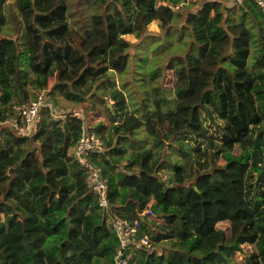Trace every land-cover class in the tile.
I'll return each instance as SVG.
<instances>
[{
    "label": "trees",
    "instance_id": "1",
    "mask_svg": "<svg viewBox=\"0 0 264 264\" xmlns=\"http://www.w3.org/2000/svg\"><path fill=\"white\" fill-rule=\"evenodd\" d=\"M224 1L172 16L178 43L167 33L164 48L182 54L163 76L136 72V100L113 78L127 70L125 37L160 45L147 31L158 3L186 0H92L84 33L68 23L72 0H0V237L19 263L113 264L111 216L139 221L137 238L148 240L130 264H264V15L254 0L235 12ZM166 74L186 96L174 106ZM49 80L52 106L20 132L17 107L42 99ZM55 93L85 116L97 102L109 126L71 123ZM130 113L150 146L141 126L122 123ZM82 129L103 144L85 159L101 171L109 214L73 155Z\"/></svg>",
    "mask_w": 264,
    "mask_h": 264
},
{
    "label": "rangeland",
    "instance_id": "2",
    "mask_svg": "<svg viewBox=\"0 0 264 264\" xmlns=\"http://www.w3.org/2000/svg\"><path fill=\"white\" fill-rule=\"evenodd\" d=\"M74 1V5L69 8L68 10V23L73 28L79 30L81 33H84L89 28V19L92 13L94 12V8L92 5V0H72ZM242 0H225L222 4L224 7L231 9L232 11H236L237 8L241 5ZM200 6L199 0H186L185 4L180 7V4L176 8H169L165 4L158 3L157 5V11L159 14V21L156 23H151L147 27L148 35L149 36H155L158 37V40L153 41L157 42L160 41V45H151L150 47L147 45L144 41H137L131 36L125 37V40H127L131 47L127 50L128 55V62L126 60L127 64V70L123 77H119V75L114 72L113 78L115 80V85L117 88L120 89L121 84L123 82L128 83L129 92L127 95H131L132 98L135 97L133 95V88H134V75L137 72V76L135 75V79L137 81L138 78L143 79L146 77L149 78V75L156 71L157 73H161L163 76L164 67L166 64L172 60L174 61L175 57L180 56L182 53L178 52L176 49L169 48L166 49L169 43L170 38L166 37L164 38V35L169 33L172 38V44L176 45L178 43V38L176 36H173V32L178 28L175 18V21H172L171 18L174 14H179V19L181 20L183 18L184 10L188 11H195L197 7ZM179 26V25H178ZM0 36H2L0 34ZM148 36V37H149ZM161 46V47H160ZM166 46V48H164ZM164 49L166 51H164ZM156 51V52H154ZM183 57V56H182ZM142 58L141 63H138V59ZM138 63V64H137ZM137 64V68H136ZM128 73V74H127ZM170 78L169 74H166V79L164 80L165 87L167 89L164 93V96L167 99H170L173 103V106L175 102H179L180 96L184 99L186 96H184L181 86H176L173 83V86L171 88H168L169 85L167 84L168 79ZM158 82H162V80L158 79ZM54 83V80H49L46 84V88L44 89V92L40 95L42 97L44 106H52L50 99L47 97V95L50 92V89ZM142 85V83H139ZM176 91L178 93H176ZM151 94V93H150ZM54 98L56 100L57 106L60 110V112L69 118L71 115V123H82V128L88 129V123L89 126L92 127V125L96 122L102 123L104 125L109 126V123L111 122V116L105 115L103 106L99 105L97 102H95L92 106L94 107V110L92 108L87 107V111L89 114L85 116L83 112L81 111L80 106H74L71 103L66 102L62 98L58 96L57 93L54 94ZM136 98V97H135ZM135 100V99H134ZM136 100H139V98H136ZM135 100V101H136ZM137 103V101H136ZM110 104V102H109ZM128 109L130 108L129 102L127 103ZM130 111V110H129ZM85 113V112H84ZM73 117V118H72ZM122 123H126L130 125L131 127H140L139 133L141 139L145 140V142H148L147 146L149 145V135L150 132L146 127H143L141 121L139 118H137L134 114L130 113L127 116H124L122 119ZM38 144L40 142H37ZM172 157H176L178 161H181V157L178 155L173 154ZM121 163H125V161H122ZM36 168L34 167V172ZM37 171V170H36ZM174 174V179L177 181L179 180V175L176 172H172ZM167 245H161L157 248L158 252H162L164 249H167ZM0 264H21L18 262L17 258L14 256L13 252H11L8 248V246L4 243V240L2 237H0Z\"/></svg>",
    "mask_w": 264,
    "mask_h": 264
},
{
    "label": "built area",
    "instance_id": "3",
    "mask_svg": "<svg viewBox=\"0 0 264 264\" xmlns=\"http://www.w3.org/2000/svg\"><path fill=\"white\" fill-rule=\"evenodd\" d=\"M254 2L264 15V0H254ZM42 107H44V103L41 98L17 107V114L23 123V126L19 129L20 132H27L32 123H38L39 112ZM82 130L78 143L73 150V155L79 166L88 172L92 179L90 191L96 197L97 206L109 214L110 206L106 198V187L101 178V171L85 159V156L88 154L102 153L103 144L94 133H88L84 129ZM144 214L151 215V212L148 211ZM110 223L118 243L113 264H130L132 252L135 248L149 246L148 240L145 237L137 238L140 222H129L126 219H116L110 216Z\"/></svg>",
    "mask_w": 264,
    "mask_h": 264
}]
</instances>
